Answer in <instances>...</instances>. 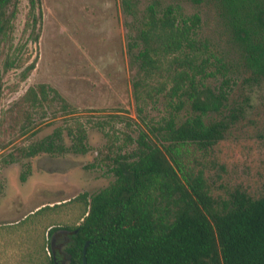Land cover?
<instances>
[{"label":"trees","instance_id":"1","mask_svg":"<svg viewBox=\"0 0 264 264\" xmlns=\"http://www.w3.org/2000/svg\"><path fill=\"white\" fill-rule=\"evenodd\" d=\"M18 1L0 0V56ZM37 1L29 0L30 11ZM223 2L254 82H264V0ZM137 3L120 0L122 13L130 18L125 22L126 53L143 126L121 115L83 120L57 90L43 84L30 87L1 113L0 133L9 137L1 149L35 129L33 116L45 115L47 107L63 117L50 134L11 147L2 165L39 155H85L88 130L97 129L106 144L90 167H104L114 178L93 194L81 193L25 217L21 222L64 205L82 209L77 224L46 227L47 239L27 255L28 264H82L86 242V264H264V196L254 199L236 191L216 199L203 173L189 165L191 148L204 152L227 130L225 121L211 115L228 100L229 68L199 38L197 14L155 0L139 11ZM11 64L8 58L4 68ZM218 75L221 83L211 86ZM149 110L158 115H148ZM116 123L124 124V130L117 131ZM25 166L22 183L30 172Z\"/></svg>","mask_w":264,"mask_h":264},{"label":"rangeland","instance_id":"2","mask_svg":"<svg viewBox=\"0 0 264 264\" xmlns=\"http://www.w3.org/2000/svg\"><path fill=\"white\" fill-rule=\"evenodd\" d=\"M153 1L138 0L137 9L142 11ZM155 1L162 6L179 5L187 15L197 14L199 38L229 68L228 100L221 112L211 115L216 121H225L227 130L210 149L191 148L190 167L203 173L216 199L236 191L254 199L263 197L264 82H254L234 41L223 0ZM129 20L121 11L120 0H39L33 11L29 0H19L12 32L0 56V116L30 87L43 84L57 90L83 120H112L113 115H121L124 121L141 124L126 53L125 22ZM8 58L12 64L6 69ZM216 78L210 81L211 86L218 87L223 79L221 75ZM45 111V115L33 116L35 129L8 148H0V160L14 145L39 140L61 125L63 117L55 114L54 107ZM148 115L156 117L158 113L149 110ZM114 126L117 131L124 130V124ZM8 139L0 133V147ZM87 140L89 152L85 155H39L7 166L0 163V264H28L27 255L47 239L46 227L75 225L82 209L79 204L64 205L21 222L25 217L81 193L93 194L114 180L104 167H90L105 147L102 133L89 129ZM65 142L69 144L66 138ZM26 164L30 172L22 183L19 176Z\"/></svg>","mask_w":264,"mask_h":264},{"label":"water","instance_id":"3","mask_svg":"<svg viewBox=\"0 0 264 264\" xmlns=\"http://www.w3.org/2000/svg\"><path fill=\"white\" fill-rule=\"evenodd\" d=\"M89 242H86L84 247H83V258H82V264H86V249L88 246Z\"/></svg>","mask_w":264,"mask_h":264}]
</instances>
